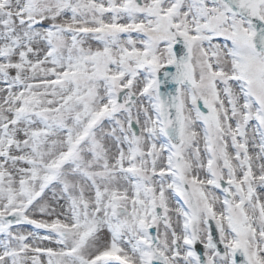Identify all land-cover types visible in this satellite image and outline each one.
<instances>
[{"label":"snow or ice","instance_id":"1","mask_svg":"<svg viewBox=\"0 0 264 264\" xmlns=\"http://www.w3.org/2000/svg\"><path fill=\"white\" fill-rule=\"evenodd\" d=\"M0 264H264V0H0Z\"/></svg>","mask_w":264,"mask_h":264}]
</instances>
